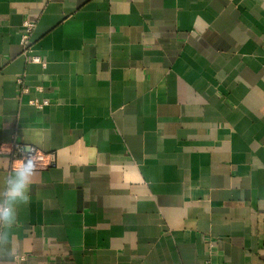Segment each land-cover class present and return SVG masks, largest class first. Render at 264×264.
Here are the masks:
<instances>
[{
	"label": "crops",
	"instance_id": "crops-1",
	"mask_svg": "<svg viewBox=\"0 0 264 264\" xmlns=\"http://www.w3.org/2000/svg\"><path fill=\"white\" fill-rule=\"evenodd\" d=\"M30 152L0 264H264V0H0V193Z\"/></svg>",
	"mask_w": 264,
	"mask_h": 264
},
{
	"label": "clouds",
	"instance_id": "clouds-1",
	"mask_svg": "<svg viewBox=\"0 0 264 264\" xmlns=\"http://www.w3.org/2000/svg\"><path fill=\"white\" fill-rule=\"evenodd\" d=\"M37 162L32 155L14 161L5 188L0 193V246H9L12 240L10 229L17 223V208L30 200L32 179L36 174ZM15 250L8 248L9 264L14 260Z\"/></svg>",
	"mask_w": 264,
	"mask_h": 264
},
{
	"label": "built area",
	"instance_id": "built-area-1",
	"mask_svg": "<svg viewBox=\"0 0 264 264\" xmlns=\"http://www.w3.org/2000/svg\"><path fill=\"white\" fill-rule=\"evenodd\" d=\"M35 26H36L35 23L32 21H26L24 23V32L21 39V45L23 47V55H28L32 53V47L30 41ZM32 61L35 63H40V59L38 57L33 56ZM19 82L22 83V80H19ZM24 92L27 93L28 91L25 89ZM31 104L37 107L38 109H43L44 107L48 106L49 103L47 101L44 102L32 101ZM16 149L19 153H23L22 147L16 146ZM28 155H32L35 158L37 165H39L41 168L44 169L54 167L57 162L56 154L54 153L45 155L37 152H30L28 153ZM211 247L214 248L213 243L211 244ZM208 264H210V261L208 262Z\"/></svg>",
	"mask_w": 264,
	"mask_h": 264
}]
</instances>
